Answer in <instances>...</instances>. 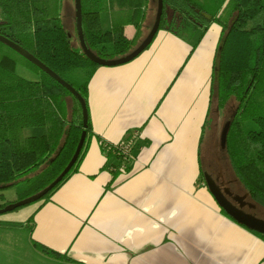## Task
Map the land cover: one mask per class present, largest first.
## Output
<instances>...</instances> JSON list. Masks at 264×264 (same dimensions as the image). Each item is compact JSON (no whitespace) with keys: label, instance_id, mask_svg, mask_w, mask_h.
Returning a JSON list of instances; mask_svg holds the SVG:
<instances>
[{"label":"crops","instance_id":"crops-1","mask_svg":"<svg viewBox=\"0 0 264 264\" xmlns=\"http://www.w3.org/2000/svg\"><path fill=\"white\" fill-rule=\"evenodd\" d=\"M152 14L149 4L146 33ZM220 36L215 24L197 43L159 30L131 62L95 70L84 156L20 223L0 216V264H264V241L222 213L200 177ZM133 134L126 159L104 150Z\"/></svg>","mask_w":264,"mask_h":264},{"label":"trees","instance_id":"trees-1","mask_svg":"<svg viewBox=\"0 0 264 264\" xmlns=\"http://www.w3.org/2000/svg\"><path fill=\"white\" fill-rule=\"evenodd\" d=\"M65 1L0 0V35L71 86L87 108L88 83L99 66L79 48L75 23L73 31L63 27ZM80 3L85 45L103 60L119 59L132 52L146 34L149 4L154 15L156 10L153 0ZM102 15L108 18L107 29L102 27ZM213 24L221 29V36L213 60L209 106L200 142L231 111L224 148L220 149L247 199L264 209V0H163L159 30L185 42L196 38L197 43ZM126 25L134 28L132 38L124 34ZM18 65L35 72L38 78H22L16 73ZM82 131L78 102L0 43V191L13 187L19 191L15 201L0 204V209L52 183L72 158ZM90 132L87 119L86 136ZM84 153L83 146L69 173L36 203L50 199L77 170ZM111 154L123 159L116 150L108 153ZM203 173L200 168L202 180ZM253 234L264 241L263 235ZM33 245L47 256L62 258L41 245Z\"/></svg>","mask_w":264,"mask_h":264},{"label":"water","instance_id":"water-1","mask_svg":"<svg viewBox=\"0 0 264 264\" xmlns=\"http://www.w3.org/2000/svg\"><path fill=\"white\" fill-rule=\"evenodd\" d=\"M74 3V23H75V31L78 39L79 48L81 49L83 55L93 64L102 67H114L127 64L134 60L141 52H143L152 42L154 36L159 31V25L163 13V0H156V10L153 24L147 33L146 37L141 41V43L129 54L115 60H103L96 57L93 53H91L84 42L83 32H82V16H81V3L80 0H73ZM0 43L14 53L19 55L21 58L29 62L31 65L39 69L42 73L50 77L60 86H62L79 104L82 114V129L78 144L74 151L72 158L70 159L67 166L64 170L60 173V175L50 183L46 188H44L41 192L23 199L21 201L9 204L4 208L0 209V215L12 212L17 208L30 205L33 203L38 202L41 200L46 194H48L61 180L69 173L71 168L76 163L79 154L84 146V142L86 139V128H87V108L83 99L80 95L66 82H64L61 78H59L55 73H53L50 69L44 66L40 61L30 55L27 51L23 48L18 46L17 44L13 43L12 41L8 40L7 38L0 35ZM229 127V123L226 122L223 125V128L220 133V148H224L226 133ZM203 180L206 188L208 189L210 195L213 197L214 201L216 202L217 206L223 213L229 217L232 221L237 223L238 225L244 227L245 229L254 232L259 235L264 236V221L260 220L256 217H253L249 214L242 212L239 208L235 207L231 202H229L224 195L221 193L220 189L214 183V181L210 178V176L206 173H203Z\"/></svg>","mask_w":264,"mask_h":264},{"label":"rangeland","instance_id":"rangeland-1","mask_svg":"<svg viewBox=\"0 0 264 264\" xmlns=\"http://www.w3.org/2000/svg\"><path fill=\"white\" fill-rule=\"evenodd\" d=\"M153 1L154 6L156 7V0ZM151 4L153 6V3ZM154 16V14L151 15L150 23L147 24L148 26L151 24V22H153ZM61 20L62 25L66 30H74V4H72L71 0H67L64 2L62 6ZM108 25V18L106 17V15H102L103 29H107ZM147 33L144 35V38L146 37ZM124 34L128 38H132L134 34L133 26H128L125 29ZM16 73L26 80L33 81L38 78L35 72L29 70L23 65H18L16 67ZM230 114L231 111L222 122H218L219 124L214 130L211 129L210 132L207 131L201 144L202 170L206 174L210 175L214 180H216L218 188L229 202L237 206L242 212L264 221V209L255 206L247 199L246 195L241 189V186L233 177V174L227 164L223 150H221L219 147L220 133ZM20 188L21 187H19V189ZM18 192L19 191L16 187L1 190L0 204H7L9 202L15 201ZM231 197H233L234 200L236 199L241 201V204L238 202L235 203V201L232 200ZM35 204L36 203L17 208L12 212H8L0 216L7 217V219H10L12 222L18 224L21 222L23 214H28Z\"/></svg>","mask_w":264,"mask_h":264},{"label":"built area","instance_id":"built-area-1","mask_svg":"<svg viewBox=\"0 0 264 264\" xmlns=\"http://www.w3.org/2000/svg\"><path fill=\"white\" fill-rule=\"evenodd\" d=\"M136 138V135H130L128 136L126 139H124L123 141L114 144V145H103V148L106 152H111L113 150H116L118 155L123 156V159H125L126 157H128L129 152L133 146V141Z\"/></svg>","mask_w":264,"mask_h":264},{"label":"flooded vegetation","instance_id":"flooded-vegetation-1","mask_svg":"<svg viewBox=\"0 0 264 264\" xmlns=\"http://www.w3.org/2000/svg\"><path fill=\"white\" fill-rule=\"evenodd\" d=\"M210 176V175H209ZM210 178L214 181V183L216 182V180H214L211 176H210ZM216 185H217V187H218V184H217V182L215 183ZM222 193V192H221ZM231 196V195H230ZM225 197V196H224ZM234 197V196H233ZM233 197H231L232 198V200H234V198ZM226 198V197H225ZM235 201V203H240L241 204V201H239V200H234ZM235 206V205H234ZM235 207H237V206H235ZM238 208V207H237Z\"/></svg>","mask_w":264,"mask_h":264}]
</instances>
